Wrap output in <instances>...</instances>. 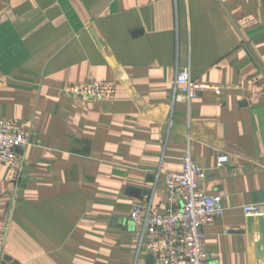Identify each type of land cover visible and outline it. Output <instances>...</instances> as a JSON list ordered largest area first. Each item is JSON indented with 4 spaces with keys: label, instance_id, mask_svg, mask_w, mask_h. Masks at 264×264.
<instances>
[{
    "label": "crops",
    "instance_id": "1",
    "mask_svg": "<svg viewBox=\"0 0 264 264\" xmlns=\"http://www.w3.org/2000/svg\"><path fill=\"white\" fill-rule=\"evenodd\" d=\"M186 67L230 88L173 103ZM92 80L114 97L68 93ZM0 119L30 133L16 167L0 161L4 264H156L131 210L167 212L189 147L224 207L210 264H263L242 206L264 201V0H0Z\"/></svg>",
    "mask_w": 264,
    "mask_h": 264
},
{
    "label": "built area",
    "instance_id": "2",
    "mask_svg": "<svg viewBox=\"0 0 264 264\" xmlns=\"http://www.w3.org/2000/svg\"><path fill=\"white\" fill-rule=\"evenodd\" d=\"M117 83L114 80H92L72 84L68 90L74 96L90 100H110ZM228 84L204 82L193 78L190 69H177L173 80V103L185 100L190 103L204 92L222 94ZM30 144L29 131L16 119H0V161L17 166L22 152ZM229 156L221 154L217 165L223 166ZM205 169L193 156L190 147L183 157L181 171L168 172L165 187L168 195L167 212L162 213L136 203L131 210V220L140 227L138 246L156 257V264H210L207 250L206 226L223 215L224 207L219 194H208L205 189ZM246 215H257L262 221L261 238L264 250V201L244 204ZM0 264L3 253L0 251ZM264 264V260H263Z\"/></svg>",
    "mask_w": 264,
    "mask_h": 264
},
{
    "label": "water",
    "instance_id": "3",
    "mask_svg": "<svg viewBox=\"0 0 264 264\" xmlns=\"http://www.w3.org/2000/svg\"><path fill=\"white\" fill-rule=\"evenodd\" d=\"M130 189H132V188H129L128 190H130ZM140 191V190H139ZM153 256V254H151V257ZM149 260H151V259H149Z\"/></svg>",
    "mask_w": 264,
    "mask_h": 264
}]
</instances>
